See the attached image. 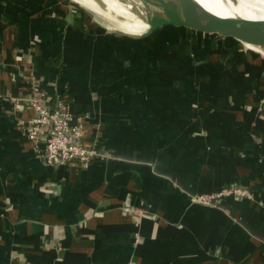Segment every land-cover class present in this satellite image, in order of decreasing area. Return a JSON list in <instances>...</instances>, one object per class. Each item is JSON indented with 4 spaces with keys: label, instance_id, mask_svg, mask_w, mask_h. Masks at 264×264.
I'll use <instances>...</instances> for the list:
<instances>
[{
    "label": "crops",
    "instance_id": "1",
    "mask_svg": "<svg viewBox=\"0 0 264 264\" xmlns=\"http://www.w3.org/2000/svg\"><path fill=\"white\" fill-rule=\"evenodd\" d=\"M54 3L0 0V264H264V57ZM33 86L105 158L44 164L25 135ZM232 184L251 199L191 200Z\"/></svg>",
    "mask_w": 264,
    "mask_h": 264
},
{
    "label": "built area",
    "instance_id": "2",
    "mask_svg": "<svg viewBox=\"0 0 264 264\" xmlns=\"http://www.w3.org/2000/svg\"><path fill=\"white\" fill-rule=\"evenodd\" d=\"M44 95L37 86L32 91L27 102L32 111L28 119L26 137L34 144V149L42 153V161L46 165L68 164L77 162L87 168L93 159L105 158V155L94 146H85L80 142V128L77 119L70 111V104L64 99H58L51 107L44 103ZM210 196V197H209ZM195 195L191 200L200 204H209L210 198H247L251 196L247 187L232 184L220 188L211 195ZM131 212L128 208H125Z\"/></svg>",
    "mask_w": 264,
    "mask_h": 264
},
{
    "label": "water",
    "instance_id": "3",
    "mask_svg": "<svg viewBox=\"0 0 264 264\" xmlns=\"http://www.w3.org/2000/svg\"><path fill=\"white\" fill-rule=\"evenodd\" d=\"M96 1L100 3L99 0ZM135 1L138 5L133 10L146 24L145 29L139 34L127 33L119 29H114L115 31L141 37L162 27H183L199 33L232 39L264 57V19L222 18L197 0ZM231 2L235 5L239 4L238 0ZM239 186L246 187L240 184Z\"/></svg>",
    "mask_w": 264,
    "mask_h": 264
},
{
    "label": "bare ground",
    "instance_id": "4",
    "mask_svg": "<svg viewBox=\"0 0 264 264\" xmlns=\"http://www.w3.org/2000/svg\"><path fill=\"white\" fill-rule=\"evenodd\" d=\"M77 1V0H76ZM81 2V0H78ZM105 6V10L94 5L92 0L82 2L91 4L97 14L111 18L107 11L122 20L117 22L120 30L127 33L139 34L143 32L146 24L138 17L133 10L138 2L135 0H99ZM204 7L222 18L245 17L249 19H264V0H238L235 5L231 0H197ZM81 2V3H82ZM113 16V17H114ZM117 18V19H118ZM112 19V18H111ZM116 21V18H114Z\"/></svg>",
    "mask_w": 264,
    "mask_h": 264
},
{
    "label": "rangeland",
    "instance_id": "5",
    "mask_svg": "<svg viewBox=\"0 0 264 264\" xmlns=\"http://www.w3.org/2000/svg\"><path fill=\"white\" fill-rule=\"evenodd\" d=\"M30 1V0H29ZM34 1V0H32ZM84 1V0H81V2ZM94 2V5H97L98 8L100 9H103L105 10V6L103 5V3L100 1L97 2L96 0H92ZM52 2H55L52 6L54 8H52L53 12L55 10H57L55 7H59V10L63 11L64 7L66 10V12L68 14H78V13H83L84 10H87L88 13L91 14V16L100 22V24L105 27L106 29H109V30H114V29H119L118 28V24L117 22L121 21L122 19L121 18H118L116 16H114L110 11H107L108 14L111 15V18H107V17H104V15H100V14H97L94 10L93 7H91V4H87V3H84V2H80V1H76V0H51V3ZM102 5V7L100 5ZM59 12V11H58ZM114 16V17H113ZM114 18H116V21L114 20ZM118 18V19H117ZM167 27H170V26H167ZM120 30V29H119ZM199 33V32H198ZM248 49V48H247ZM248 189V188H247ZM212 193H204V194H198V195H204V196H209L211 195ZM210 197V196H209ZM251 199V196H249ZM192 198V197H191ZM210 203L208 205H212V206H215L217 207V204L219 203V201H221L222 198H210ZM214 202V203H213Z\"/></svg>",
    "mask_w": 264,
    "mask_h": 264
},
{
    "label": "trees",
    "instance_id": "6",
    "mask_svg": "<svg viewBox=\"0 0 264 264\" xmlns=\"http://www.w3.org/2000/svg\"><path fill=\"white\" fill-rule=\"evenodd\" d=\"M52 63H54V59L53 58H49V59H47V60H45V64L46 65H51ZM44 98V103L45 104H47V105H49V106H53L55 103H56V101L58 100V99H63L61 96H59V97H55V96H52V97H46V96H43Z\"/></svg>",
    "mask_w": 264,
    "mask_h": 264
}]
</instances>
